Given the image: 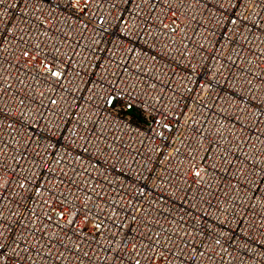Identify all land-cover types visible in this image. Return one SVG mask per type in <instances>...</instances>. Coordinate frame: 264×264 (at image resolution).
<instances>
[{
    "label": "built area",
    "instance_id": "1",
    "mask_svg": "<svg viewBox=\"0 0 264 264\" xmlns=\"http://www.w3.org/2000/svg\"><path fill=\"white\" fill-rule=\"evenodd\" d=\"M0 37V264H264V0H0Z\"/></svg>",
    "mask_w": 264,
    "mask_h": 264
},
{
    "label": "snow or ice",
    "instance_id": "2",
    "mask_svg": "<svg viewBox=\"0 0 264 264\" xmlns=\"http://www.w3.org/2000/svg\"><path fill=\"white\" fill-rule=\"evenodd\" d=\"M84 2H85V4H87V3H90L91 0H84ZM75 3L78 5L80 3V0H75ZM101 22H103V21H101ZM233 23H235V21H233ZM4 31H8V29L5 28ZM2 39H3V37H0V40H2ZM23 54L25 56H28L29 55V53L27 51H25ZM53 75L55 76V75H57V73L53 72ZM197 175H199V173H197ZM2 187H3V185H0V188H2ZM21 187H23V185H21ZM39 191H40V189L38 188L37 189V192H39ZM0 199H3L2 193H0ZM73 215H75V214H73ZM60 216L62 218L63 217V213H60ZM67 223L69 225H72V224L75 223V220L74 219H69L67 221ZM4 229H5V224L3 222V215H2V213H0V241H3L4 240ZM11 243L14 244V245H16V247H19V245L17 244V242L15 240H12ZM5 246L6 245L4 243L0 242V257H2V255H3V248ZM25 251H27V249H25ZM137 264H140V261L139 260L137 261Z\"/></svg>",
    "mask_w": 264,
    "mask_h": 264
}]
</instances>
